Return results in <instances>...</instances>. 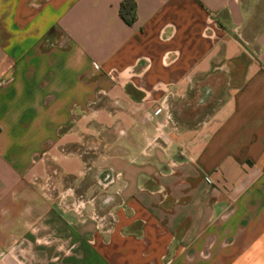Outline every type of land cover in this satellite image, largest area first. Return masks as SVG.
<instances>
[{
	"label": "crops",
	"instance_id": "obj_1",
	"mask_svg": "<svg viewBox=\"0 0 264 264\" xmlns=\"http://www.w3.org/2000/svg\"><path fill=\"white\" fill-rule=\"evenodd\" d=\"M121 2L0 0V264H264V0Z\"/></svg>",
	"mask_w": 264,
	"mask_h": 264
},
{
	"label": "built area",
	"instance_id": "obj_2",
	"mask_svg": "<svg viewBox=\"0 0 264 264\" xmlns=\"http://www.w3.org/2000/svg\"><path fill=\"white\" fill-rule=\"evenodd\" d=\"M48 156V151H44L41 154L43 160H46ZM115 176L109 171L101 181L102 186L106 188L110 183L114 182ZM34 182L45 198L56 202L66 212H75L82 220L86 218L88 205L90 203L94 204L93 199H88L84 195L77 194L73 186L64 185V177L57 169L49 170L42 177H36ZM112 198V195L106 194L101 203L102 207L111 203ZM90 216L97 220L98 228L102 230L110 223V219L107 218L105 220V215H100L97 209H93Z\"/></svg>",
	"mask_w": 264,
	"mask_h": 264
},
{
	"label": "rangeland",
	"instance_id": "obj_3",
	"mask_svg": "<svg viewBox=\"0 0 264 264\" xmlns=\"http://www.w3.org/2000/svg\"><path fill=\"white\" fill-rule=\"evenodd\" d=\"M89 186V182H84L83 184H82V186H81V188L80 189H82V190H84V189H87V187ZM95 191V190H94ZM97 191V190H96ZM91 192H93V189L91 190ZM106 194V192L105 193H103V196ZM98 202H99V200H98ZM104 208V207H103ZM103 208H101L100 207V205L98 204V203H96V209L97 210H101L100 212L102 213V211L104 212V210H103ZM90 209V212L93 210V206L92 205H88V210ZM103 215H105V220H107V218H109V216H108V212L107 213H105V214H103ZM81 219V218H80ZM97 221V220H96ZM95 223V227H96V229H97V223L96 222H94ZM42 247H41V249H42V261L41 262H37L36 264H57L56 263V261H52L51 260V257L52 256H56V255H61V254H63L64 252H65V250L67 249V248H65L64 250L63 249H59V250H57L55 247H54V243L52 242V239L50 238V237H48V238H46V239H44V242L42 243V245H41ZM74 252H75V255H77V254H81V251H80V248H78V247H75L74 249ZM7 254V250L6 251H4V252H2V253H0V259L3 257V256H5ZM27 264H30L29 262H27Z\"/></svg>",
	"mask_w": 264,
	"mask_h": 264
},
{
	"label": "trees",
	"instance_id": "obj_4",
	"mask_svg": "<svg viewBox=\"0 0 264 264\" xmlns=\"http://www.w3.org/2000/svg\"><path fill=\"white\" fill-rule=\"evenodd\" d=\"M120 13L128 24H133L137 20V2L136 0H122ZM1 131V127H0Z\"/></svg>",
	"mask_w": 264,
	"mask_h": 264
}]
</instances>
